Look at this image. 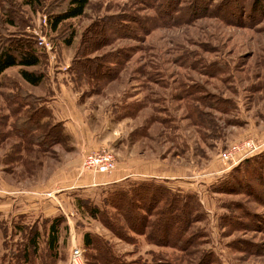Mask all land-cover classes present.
Returning a JSON list of instances; mask_svg holds the SVG:
<instances>
[{
	"label": "rangeland",
	"instance_id": "1",
	"mask_svg": "<svg viewBox=\"0 0 264 264\" xmlns=\"http://www.w3.org/2000/svg\"><path fill=\"white\" fill-rule=\"evenodd\" d=\"M67 4L0 0V44L33 41L41 63L27 70L45 76L39 86H31L18 68H10L0 79L2 187L12 185L19 192L66 188L60 213L19 219V208L0 211V264H67L74 246L82 250L83 264H101L100 254L83 244L86 233L107 242L126 263L172 255L171 249L123 228L121 220L123 240L90 216L93 208L112 212L104 205L110 191L146 181L197 197L204 220L196 227L207 235L202 248L218 263L264 264V178L256 182L247 175L252 191L246 181L237 185L246 165L227 166L219 158L245 138L260 146L250 160L264 158V0H91L82 16L52 31L49 18ZM40 38L51 44V53L38 46ZM86 61L88 70L81 67ZM40 105L51 110L52 124L71 122L76 134L46 150L21 141L13 125ZM196 109L213 117L212 131L195 125ZM80 145H86L83 151ZM100 149L114 154L116 169L142 157L151 176L167 179L132 177L113 185L77 186L85 176L79 160ZM54 216L63 221L50 251L46 237ZM229 219L254 221L262 229L252 223L231 228ZM29 232L39 235L30 262L24 263L21 251ZM193 259L186 256L183 264Z\"/></svg>",
	"mask_w": 264,
	"mask_h": 264
},
{
	"label": "trees",
	"instance_id": "2",
	"mask_svg": "<svg viewBox=\"0 0 264 264\" xmlns=\"http://www.w3.org/2000/svg\"><path fill=\"white\" fill-rule=\"evenodd\" d=\"M90 1L68 0L67 7L62 12L49 18V28L52 31H56L63 22L82 16L87 10ZM195 7L198 9L197 6ZM205 7L206 5L202 8L204 9L202 10L204 13L208 11ZM126 19L124 21L135 22V20ZM73 38L74 33L70 34L66 45H70ZM6 42L9 43L5 44L2 42L0 44V79L4 77L8 69L18 68V74L24 82L31 86H39L44 80V74L27 70L28 68L38 67L41 63V56L34 47V42H30L26 38H16V40H7ZM89 62L86 61L88 64L81 67L84 70L90 69L91 63ZM19 113L21 114V111ZM194 114L195 125L203 130L212 131L214 123L213 117L209 113L196 109ZM51 118V110L47 107L40 105L39 108L27 110L13 125L14 133L21 141H26L27 144L36 146L42 150L58 144L61 145L63 144V138L66 140V138L69 139V136L65 133L63 124H52ZM45 119L48 122H43ZM202 123H206L210 128ZM0 140H2L1 137ZM19 150L20 148L18 149L17 147L16 151ZM253 156L241 162L242 166L246 165L244 167V174L240 180L236 179L237 185H240V182L246 181L245 188L250 190L252 187L247 182V175L253 177L256 182L264 178V171L262 170L264 158L260 156V158L257 157L250 160ZM242 166L239 168L241 169ZM257 199L260 200L261 197ZM104 205L106 208H111L112 212H108L105 209L93 208L90 216L94 219L97 218L114 235L122 240L126 236L119 225L121 220L123 228L126 230L136 235L144 236L146 242L149 244L171 249L173 254L170 256L154 257L149 263L141 259L126 263L112 252L107 242H103V240L97 237L92 238L88 233L84 234V246L86 248L93 247L100 254L98 260L101 261V264H183V259L186 256H194L193 262L190 261L191 264H220L211 251H205L202 248L206 244L207 235L203 230L198 229L196 225L204 220V213L200 202L194 194L172 190L165 184L154 181L136 182L128 184L126 187L119 186L117 189L110 191L104 199ZM20 218L25 219L24 217ZM247 219L252 218L249 217ZM62 221L60 216H54L49 222L46 245L50 251H53L57 246ZM228 221V225L231 228L235 226H239V228L248 227L249 223H252L250 225H254V228L262 229L258 224H254V221L248 224L240 223V221L234 219H229ZM19 229L21 230V228ZM28 235L27 243L23 251H21L22 258L20 260L24 263L30 262L31 256L29 251L36 250L39 234L37 232H29ZM252 247L256 246L253 244Z\"/></svg>",
	"mask_w": 264,
	"mask_h": 264
},
{
	"label": "crops",
	"instance_id": "3",
	"mask_svg": "<svg viewBox=\"0 0 264 264\" xmlns=\"http://www.w3.org/2000/svg\"><path fill=\"white\" fill-rule=\"evenodd\" d=\"M62 111V114L64 113L65 117L68 118V115H70L69 110H60ZM71 116V115H70ZM63 122V121H62ZM63 128L65 130V133L67 135H73L76 134L78 131L77 128L71 123V122H63ZM78 144V143H77ZM78 147H81V151H83V148L86 147V145H80ZM87 149V148H86ZM79 162L82 163L81 159ZM80 163V167H81ZM7 165V163H5ZM149 166H147V163L142 157L139 158H131L126 161V165L124 166V169L117 168L114 172L108 175H101V176H107V177H100V175H94L89 172H82L85 173L84 178L77 179V186L80 187H90V186H100V185H113L118 184L123 181H127L129 178L132 179V177H140V178H152V179H167L164 176L155 175L151 176L149 174L150 170H148ZM7 168H4L5 171ZM81 174V175H82ZM84 175V174H83ZM181 179V178H180ZM50 184L53 183L51 180L49 181ZM0 211L4 212L6 210L10 211L13 208H19L18 209V216L19 217H27V214L29 215H35L37 212H44L49 215H54L57 212L60 213L62 210L64 211V205H62V202L65 199V189L62 188L60 190H56L54 188H50L46 192H42V190H37L36 188L32 191L27 192H19L18 187L7 185L5 184V188L3 189L2 186H4L3 182L0 181ZM87 185V186H85ZM52 187V186H51ZM59 191V192H58ZM57 192V193H56ZM22 197H21V196ZM18 217V218H19Z\"/></svg>",
	"mask_w": 264,
	"mask_h": 264
},
{
	"label": "built area",
	"instance_id": "4",
	"mask_svg": "<svg viewBox=\"0 0 264 264\" xmlns=\"http://www.w3.org/2000/svg\"><path fill=\"white\" fill-rule=\"evenodd\" d=\"M38 46L46 52H52V46L43 38L38 41ZM260 146L252 138H245L230 144L219 156L220 161L227 166H234L241 161L258 153ZM116 170V159L114 154L105 149L87 153L83 156L81 171L94 175H108ZM82 250L74 246L68 256L67 264H83Z\"/></svg>",
	"mask_w": 264,
	"mask_h": 264
}]
</instances>
